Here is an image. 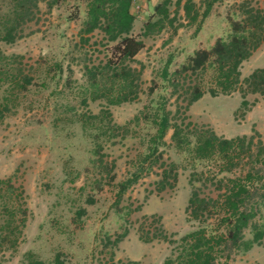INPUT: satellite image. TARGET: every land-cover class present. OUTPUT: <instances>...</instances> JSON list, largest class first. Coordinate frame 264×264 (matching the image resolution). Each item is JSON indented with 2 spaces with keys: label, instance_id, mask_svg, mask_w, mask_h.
Wrapping results in <instances>:
<instances>
[{
  "label": "rangeland",
  "instance_id": "1",
  "mask_svg": "<svg viewBox=\"0 0 264 264\" xmlns=\"http://www.w3.org/2000/svg\"><path fill=\"white\" fill-rule=\"evenodd\" d=\"M15 1L0 0V33ZM33 1L27 3L28 17L18 19L19 38L11 44L0 41V53L19 57L10 65L15 69L11 74L32 78L26 89L14 87L10 77L0 81V179L12 177L16 188L22 186L28 210L16 249L2 247L0 264H56V260L61 264H164L172 246L162 240L140 241V223L146 217L145 229L156 232L153 218L160 217L164 232L174 239L197 230L202 225L188 220L185 212L192 190L215 199L229 185L227 179L246 181L250 195L245 207L255 209L254 222L264 224L262 96L247 95L246 112L240 110L238 91L211 97L207 91L213 70L209 68L204 76L206 94L187 112L194 126L218 137L253 138L230 172L223 171L225 163L219 156L199 161L192 147L176 149L171 130L163 140L151 141L156 135L154 122L164 112H175L176 96L163 79L164 71L170 77L196 50L210 49L218 38L229 39V20L243 18L241 6L264 11V0H218L205 19L199 17L193 24L185 19L181 3L172 27L166 25L159 34L142 38L144 48L129 63L140 71L138 80L126 89L131 101L118 105L107 103L101 84L98 90L90 86L85 72V66L103 68L114 46L98 32L88 44L79 41L90 0H38L36 9ZM192 1L201 15L211 0ZM169 10L172 17L175 6ZM142 28L137 24L132 35H139ZM258 68H264V44L242 64L241 78ZM101 112H108V117L102 119ZM92 116L101 119L91 120ZM113 124L122 129L113 131ZM98 146L103 157L95 153ZM170 163L177 166V181L160 191L157 182ZM111 164L114 181L108 184ZM192 174L204 175L190 184ZM134 177L136 182L118 195L119 185ZM221 216L211 212L203 226L215 230ZM124 232L126 236L114 246ZM244 236L250 239V230ZM214 264H264V238L248 252L219 249Z\"/></svg>",
  "mask_w": 264,
  "mask_h": 264
},
{
  "label": "trees",
  "instance_id": "2",
  "mask_svg": "<svg viewBox=\"0 0 264 264\" xmlns=\"http://www.w3.org/2000/svg\"><path fill=\"white\" fill-rule=\"evenodd\" d=\"M29 1H15L12 13L7 16L8 18L2 25L0 41L11 44L16 38H19L15 32L19 26L18 19L26 18L28 15L27 3ZM133 1L90 0L87 3L85 19L80 29L79 41L81 44H88L91 35L95 32L100 33L105 42L114 44L110 57L106 60L103 68L85 66L90 86L98 90V85L101 84L103 97L107 96V103L111 105L131 101L128 96L130 92L127 93L126 89L138 80L140 71L131 68L129 63L134 62L136 55L144 48L142 38L159 34L166 25L172 27L174 17L183 0H176L174 3L172 0H163L155 6L153 14L143 24V28L137 36L132 35L136 20V17L131 13ZM217 1L211 0L207 3L201 15L192 0H184L181 9L188 23L193 24L199 17L205 19ZM37 2L38 0H34L31 3L35 9ZM171 6H175L172 17L169 10ZM241 15L243 18L240 21L229 20L231 31L229 39L218 38L210 49L196 50L170 77L167 71H164L163 79L169 82L172 95L176 96L175 112L173 114L164 112L160 119L154 122L157 127L156 135L151 140L152 143L161 141L167 131L171 130V141L176 149L185 151L192 147L193 157L199 161L219 156L225 163L223 168L225 172H230L231 168L238 165L240 155L250 149L253 138L247 139L243 136L225 139L218 137L211 130L198 129L194 126L189 120L187 112L206 94L204 76L209 68L213 70L207 91L211 97L229 96L238 91L241 97L240 110L244 112L248 109L247 95L259 94L264 98V68L255 69L243 79L240 72L242 64L264 44V11L243 5L241 6ZM199 27L197 31H199ZM18 58V56L7 57L0 53V81L4 82L10 77L14 87L26 89L31 85L32 78L23 77L20 79L16 74H11V71H15V69H12L13 66L10 67V65ZM106 70L111 71V74H106L104 72ZM3 75L4 77H2ZM1 107L0 119L2 117ZM3 107L5 109V106ZM108 115V112L100 113L102 119H106ZM100 116L90 118L91 120L101 119ZM111 129L114 131L122 128L113 124ZM100 149L98 146L95 153L103 157ZM155 151V148L150 149V153L145 159H149ZM161 166H164V162L161 163ZM112 170L113 164L107 173L109 175L108 184L114 181ZM203 175L192 174L190 184L196 181V177ZM170 178L172 183L169 182ZM250 178L251 176L248 174L246 180L250 181ZM176 181L177 166L170 163L162 170L161 179L157 184L161 191L167 186L173 187ZM135 182L136 177L122 182L119 185L118 195L124 193ZM226 182L229 185L223 194L215 199L201 196L197 190H192L185 212L188 220L199 222L202 225L197 230L189 232L179 239H174L173 236L169 237L164 232L160 217L153 218L157 224L156 232L146 230L147 218L145 217L138 228L140 241L151 243L154 240H162L170 244L172 246L171 256L165 260L164 264H214L218 250L221 248L230 247L248 252L253 246L259 245L264 238V224L254 222L255 209L245 207V199L250 195L246 181L227 179ZM25 199L22 186L16 188L12 177L0 179V205L4 212L0 215V249L4 246L16 249L22 235V228L27 221L28 210ZM214 211L220 212L222 216L215 230H208L203 225L206 223L207 217ZM220 228L222 231H219ZM245 230H250V239L245 238ZM126 234L127 232H124L117 236L113 245L116 246ZM29 264L43 263L30 262ZM56 264L61 263L56 260ZM132 264L137 263L132 262Z\"/></svg>",
  "mask_w": 264,
  "mask_h": 264
},
{
  "label": "crops",
  "instance_id": "3",
  "mask_svg": "<svg viewBox=\"0 0 264 264\" xmlns=\"http://www.w3.org/2000/svg\"><path fill=\"white\" fill-rule=\"evenodd\" d=\"M162 1L163 0H134L131 6V13L136 17L133 29L136 28L137 24L142 26L153 14V10L155 6L160 4ZM204 27H205V23L202 29Z\"/></svg>",
  "mask_w": 264,
  "mask_h": 264
}]
</instances>
